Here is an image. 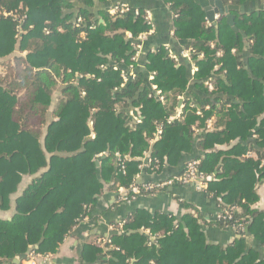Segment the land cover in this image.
Masks as SVG:
<instances>
[{"label": "trees", "instance_id": "1", "mask_svg": "<svg viewBox=\"0 0 264 264\" xmlns=\"http://www.w3.org/2000/svg\"><path fill=\"white\" fill-rule=\"evenodd\" d=\"M77 1L82 8L73 0H0V208L10 207L24 175L38 173L17 196L12 219H0V256L13 259L30 250L53 256L105 186L118 191L132 184L146 153L160 173L196 149L204 154L192 159L210 178L206 194L221 209H238L208 224L233 232L230 226L242 224L245 235L208 245L196 218L184 217L187 233L170 215L138 210L122 224L128 234L113 233L103 247L99 237L87 236L81 261L264 264L247 238L264 248V210L254 207L264 180V11H231L244 38L224 15L209 24L198 0H164L173 14L172 34L197 67L191 74L180 53L161 45L144 55L138 50L139 37L153 30L145 0L114 2L137 15L96 7L108 0ZM210 80L213 91L204 85ZM189 86L181 116L170 120ZM213 115L216 129L194 136L193 127H204ZM249 151L256 158L245 157Z\"/></svg>", "mask_w": 264, "mask_h": 264}, {"label": "crops", "instance_id": "2", "mask_svg": "<svg viewBox=\"0 0 264 264\" xmlns=\"http://www.w3.org/2000/svg\"><path fill=\"white\" fill-rule=\"evenodd\" d=\"M108 1V3L103 5L97 4L96 7L100 10H105L111 7L114 2H125L128 5H133L128 2V0ZM198 2L204 10L208 7L210 8L209 0H198ZM144 4L150 9L149 11L151 13L153 30L150 35L143 36L140 39L138 44L140 51L144 55L145 52L154 51L155 48L161 45L168 49L169 54L179 53L181 51L180 42L175 39L172 34L173 16L167 5L164 3V0H145ZM236 6L238 7L236 11L240 14H249L253 12L260 13L261 11H264V0L245 1ZM242 55L244 59L248 57L249 53L247 46L244 47ZM191 68L192 67L190 66V72ZM190 90L191 86L188 87V91L185 95H183L184 99L189 97ZM177 111L178 110H176V113ZM211 118H213V122L215 124L217 122L216 116L213 115ZM203 128L204 127H193L194 136L197 137L200 134L207 132H204ZM214 129H216L215 125L208 131ZM252 138H255L254 133L252 134ZM41 140L42 138L40 137V141ZM203 154V151L195 149L192 157L183 155L182 161L179 165L175 167L164 165L159 174L153 173L148 168L139 167L140 170L135 175V181L138 183L153 182L155 180L177 175L182 171L185 165V160L192 159L195 156H202ZM36 175H38V173ZM36 175H24L22 177L18 194H13L11 196L10 207L5 210L0 208V219L6 221L12 219L15 212V200L17 196L23 192L25 186ZM257 194L259 196V200L256 202L254 207L264 210V180L259 182ZM122 195L123 189L119 188L118 191H115L109 190V187L105 186L103 192L96 196V201L92 206L90 214L72 227L70 233L59 245L57 252L53 255L52 261L49 264H90L82 262L80 256L82 243L86 237L95 235L100 238H105L111 236L113 233L128 234L122 230V224L127 217L134 214L138 210H145L151 214L164 213L170 215L176 221L182 223V226L187 233L188 228L186 226V222L184 221V217L192 216L197 219L198 224L201 226V230L205 235V242L208 245L225 246L234 238V235L230 230L221 229L217 226L208 224V222L215 221V216L219 211L217 199L211 195H207L204 189H198L193 184L173 183L172 185L155 192L140 193L130 202L123 201L121 198ZM114 227H116V230H114ZM140 232L143 235L148 236L151 243L155 242V238L149 236L148 230H141ZM247 238L250 243L255 244V246L253 245L254 247L259 249L260 255H264V248L260 247L251 236H247ZM35 248H37V246H35ZM24 255L25 254L17 255L13 259H7L0 256V264H23ZM134 261L135 259H132V262Z\"/></svg>", "mask_w": 264, "mask_h": 264}, {"label": "built area", "instance_id": "3", "mask_svg": "<svg viewBox=\"0 0 264 264\" xmlns=\"http://www.w3.org/2000/svg\"><path fill=\"white\" fill-rule=\"evenodd\" d=\"M108 12L111 15H120V14H124L127 12L132 11L134 14H138V11L136 9H133L132 7H128L127 5L121 4V5H116V3H113L111 5V7H109ZM173 16V14H172ZM145 18L148 21H152L151 19V13L149 10L145 11ZM220 15L216 14L214 16V23L209 22V24H216L219 21ZM80 21V19H78ZM131 37V36H129ZM142 37H139V40ZM138 50L140 51V47H137ZM210 48H215V44L211 43L210 44ZM180 56L184 59H187L190 63L191 68V74H193L194 72L197 71V67L194 65V61L191 59L190 56V50L189 49H184L181 50L180 52ZM221 51H217V56H221ZM139 56V52L136 54L135 57H133V60L136 61L137 58ZM122 76L124 77V79L126 80V76L125 74H122ZM153 78L152 75L149 76V80H151ZM204 85L208 88L209 91H213L214 86H213V82L210 81H205ZM180 101L178 103L177 106V113L173 116H171L169 119L170 120H174L177 119L181 116L182 113V109H183V101L184 98L183 96H181ZM208 108V107H206ZM199 114V112H197ZM132 115V113H130ZM134 120L136 122H139L140 119L138 117H134ZM214 126V122H213V118H208L206 120L205 126L203 128V131H208L211 128H213ZM161 134V129L157 128L156 132H155V138L158 139L160 137ZM245 157L249 158H256V155L249 151L245 154ZM142 160H143V164H142ZM264 164V159L261 161V165L262 166ZM198 165H199V160L198 159H191L189 160L183 167L182 171L174 176H170V177H166L164 179H159V180H155L153 182H143V183H138L135 181L132 182V184H130V186L126 189H123V195L121 196L122 200L125 202H130L131 200H133L137 195H139L140 193H151V192H155L161 189L166 188L167 186L172 185L173 183H179V184H193L194 186H196L198 189H203L205 186L204 180L207 178H204V176L199 172L198 169ZM140 168H148L150 169L153 173H156L155 170L158 169V161L156 159H152L150 158L149 154H145L144 157L141 159V164L139 166ZM122 170L124 169V166L121 167ZM159 174V173H158ZM238 209L237 208H232V209H221L219 208V211L217 212L216 216H215V221L219 222L221 220H226V219H230L232 213H237ZM231 230H234L235 232L231 231L233 233V235L236 234V236H242L245 235L246 232V228L242 225V224H238V226H230ZM114 230H116V227H114ZM110 242V240L108 239V237L105 238H97L96 243L100 246H104L105 243ZM53 256L48 255V254H41L38 253L34 250H30L28 252L25 253L24 258H23V264H49L52 261Z\"/></svg>", "mask_w": 264, "mask_h": 264}, {"label": "water", "instance_id": "4", "mask_svg": "<svg viewBox=\"0 0 264 264\" xmlns=\"http://www.w3.org/2000/svg\"><path fill=\"white\" fill-rule=\"evenodd\" d=\"M209 6L210 8H206V17L208 19L209 22L214 23V16L216 14L218 15H224L226 17V22L232 26L233 30L235 32L239 31L235 25H234V15L231 13V11H236L238 9V7L235 5H224L222 0H209ZM75 6H77L78 8H82L83 4L78 2V1H74L73 3ZM213 7V8H212ZM101 21V20H100ZM243 37H245V34L243 31H239ZM131 36V35H129ZM89 137H87L86 139H88ZM207 180H210V178H207Z\"/></svg>", "mask_w": 264, "mask_h": 264}]
</instances>
